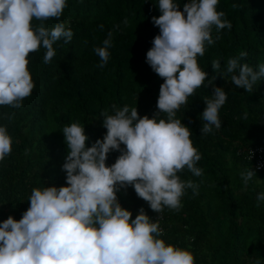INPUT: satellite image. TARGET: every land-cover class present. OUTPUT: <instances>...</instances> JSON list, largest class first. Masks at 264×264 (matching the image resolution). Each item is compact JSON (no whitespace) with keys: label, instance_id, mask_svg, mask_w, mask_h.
<instances>
[{"label":"trees","instance_id":"trees-1","mask_svg":"<svg viewBox=\"0 0 264 264\" xmlns=\"http://www.w3.org/2000/svg\"><path fill=\"white\" fill-rule=\"evenodd\" d=\"M175 2L182 10L188 0ZM157 3L66 0L62 20L65 24L67 19L72 24L74 20L72 41H57L56 55L48 64L43 62V47L30 52L31 94L19 109L0 106V126L7 125L12 138L11 153L0 161V222L9 215L19 220L34 188L66 183L64 126H84L90 147L106 133L101 113H111L112 105L137 107L140 116L151 117L157 110L164 81L146 62V53L159 33L151 19L161 14ZM233 3L240 7L233 9ZM217 11L225 13L222 19L229 20L232 28L220 30V39L213 45L205 43V53L197 60L208 77L176 111V118L190 128V139L201 155L196 166L203 172L197 177L185 166L177 176L198 184L199 194L194 196L187 189L179 211L165 207L162 213H155L131 186L117 195L121 205L131 210L132 219L143 206L163 228L160 238L189 249L194 264H254L256 260L264 264V202L256 207L257 195L264 191V169H257L256 159L250 158L251 149L255 158H264V79L250 93L235 87L230 75L220 77L211 66L218 60L223 70L227 60L241 51L247 52L242 63L254 69L264 63V0H219ZM32 23L40 22L34 19ZM44 23L51 29L60 21L51 18ZM109 31L113 33L110 58L101 69L93 49L102 45ZM211 35L215 40V26ZM213 85L224 87L227 94L218 113L222 124L202 134L203 98H211ZM245 113L247 119H243ZM119 154L111 152L106 163H114ZM250 168L257 175L245 185L240 173Z\"/></svg>","mask_w":264,"mask_h":264},{"label":"clouds","instance_id":"clouds-1","mask_svg":"<svg viewBox=\"0 0 264 264\" xmlns=\"http://www.w3.org/2000/svg\"><path fill=\"white\" fill-rule=\"evenodd\" d=\"M218 2L188 0L181 10L175 0H158L161 14L151 19L159 33L146 53V62L164 81L157 110L149 117L140 116L137 107L112 105L111 113H101L106 133L90 147L86 146L89 137L84 126H64L67 154L62 170L66 183L34 188L21 218L9 215L0 222V264H194L189 249L160 238L163 230L143 206L132 219L131 210L121 205L117 193L133 187L155 213H162L165 207L179 211L187 189H192L194 196L199 194L198 184L177 176L185 166L197 177L203 172L196 166L201 155L190 139V128L176 118V111L208 77L197 60L205 53V43L213 45L220 39V30L232 28L229 20L222 19L225 13L217 11ZM65 7L66 0H0V106L19 109L31 94L30 52L43 47V62L48 64L56 55L57 41H72L74 20L73 24L70 19L63 23ZM51 18L60 23L50 29L44 22ZM34 19L40 23L33 26ZM214 26L215 40L211 35ZM99 27L103 29V25ZM112 37L109 31L102 45L93 49L101 69L109 61ZM246 57L247 52L241 51L227 60L223 70L218 60L211 66L220 77L230 75L235 87L251 93L264 79V63L254 69L242 63ZM216 78L211 77L209 85ZM226 99L224 87L217 85L212 86L211 98H203L202 134L221 127L218 113ZM11 151L12 138L7 125H2L0 161ZM113 151L120 154L108 165ZM256 175L253 168L240 173L245 185ZM261 202L264 191L257 195L256 207Z\"/></svg>","mask_w":264,"mask_h":264},{"label":"built area","instance_id":"built-area-1","mask_svg":"<svg viewBox=\"0 0 264 264\" xmlns=\"http://www.w3.org/2000/svg\"><path fill=\"white\" fill-rule=\"evenodd\" d=\"M250 152H251L250 153V158L251 159H256V167H257V169H264V158H261L260 156L255 158L253 149H251ZM257 152H258V150H257ZM160 228L163 230L162 227H160Z\"/></svg>","mask_w":264,"mask_h":264}]
</instances>
